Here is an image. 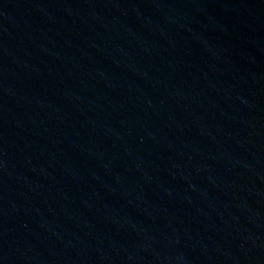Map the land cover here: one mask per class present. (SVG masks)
<instances>
[{
  "label": "water",
  "instance_id": "obj_1",
  "mask_svg": "<svg viewBox=\"0 0 264 264\" xmlns=\"http://www.w3.org/2000/svg\"><path fill=\"white\" fill-rule=\"evenodd\" d=\"M0 264H264V0H0Z\"/></svg>",
  "mask_w": 264,
  "mask_h": 264
}]
</instances>
